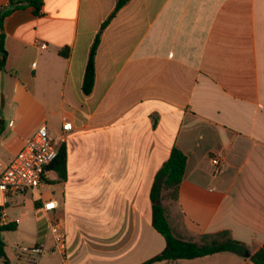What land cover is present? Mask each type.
I'll use <instances>...</instances> for the list:
<instances>
[{
  "label": "crops",
  "instance_id": "obj_1",
  "mask_svg": "<svg viewBox=\"0 0 264 264\" xmlns=\"http://www.w3.org/2000/svg\"><path fill=\"white\" fill-rule=\"evenodd\" d=\"M116 3L45 0L41 15L24 7L4 21L0 176L42 125L54 144L73 126L67 178L49 171L40 187L8 196L10 264L37 244L40 264H65L55 225L68 264L161 254L151 192L175 146L188 157L179 200L164 202L176 237L202 244L228 232L252 256L264 248V0H131L102 35L86 96L90 51ZM50 201L58 208L47 212ZM156 264L254 263L222 252Z\"/></svg>",
  "mask_w": 264,
  "mask_h": 264
},
{
  "label": "trees",
  "instance_id": "obj_2",
  "mask_svg": "<svg viewBox=\"0 0 264 264\" xmlns=\"http://www.w3.org/2000/svg\"><path fill=\"white\" fill-rule=\"evenodd\" d=\"M130 2L131 0H117L115 10L107 21L102 24L100 32L93 43L83 82V92L86 96H90L94 91L96 82V57L101 44L102 35L117 14ZM44 3L45 0H10L6 9L0 10V69L5 70L6 67L5 19L15 10L24 7H32L36 15H41ZM2 54L4 56H2ZM61 54L67 57L68 51L63 50ZM187 163V155L175 146L172 149L169 160L161 167L155 176L151 192L153 226L166 240V248L161 254L142 264H156L159 262L171 263L178 260L201 258L222 252H231L240 256H245V254L249 252L248 247L244 243L234 240L228 232H223L218 235H206L203 237L202 244L183 241L176 237L168 221L164 202H177L179 200L180 188L184 180ZM49 171L57 172L62 180L67 178L68 150L65 144L60 146L57 159L46 170V172ZM43 180L44 182L47 180L46 175H44ZM1 214L2 209L0 208V258L5 264H10L6 254V242L4 241L3 235L5 232L15 231L16 225H2ZM250 260L254 264H264V248L250 256Z\"/></svg>",
  "mask_w": 264,
  "mask_h": 264
},
{
  "label": "built area",
  "instance_id": "obj_3",
  "mask_svg": "<svg viewBox=\"0 0 264 264\" xmlns=\"http://www.w3.org/2000/svg\"><path fill=\"white\" fill-rule=\"evenodd\" d=\"M72 130L73 126L71 123L64 125V133L60 137L59 143L54 144L50 141L47 125H42L34 138L26 144L23 150L0 176L2 225L9 224L5 213V206L8 202L9 194L24 193L29 189L38 188L44 183L43 177L47 173V168L57 159L60 146L67 142ZM213 164L218 166L220 162L218 159H214ZM57 208L58 203L56 201H50L44 204V210L47 212L54 211ZM53 231L55 251L59 252L63 256L65 264H68L67 235L58 225L53 227ZM44 252L43 244L21 246L19 247L18 257L20 262L24 264H40Z\"/></svg>",
  "mask_w": 264,
  "mask_h": 264
},
{
  "label": "water",
  "instance_id": "obj_4",
  "mask_svg": "<svg viewBox=\"0 0 264 264\" xmlns=\"http://www.w3.org/2000/svg\"><path fill=\"white\" fill-rule=\"evenodd\" d=\"M2 56H4V55L2 54ZM245 257H246V258H249V257H250V253L247 252V253L245 254Z\"/></svg>",
  "mask_w": 264,
  "mask_h": 264
},
{
  "label": "rangeland",
  "instance_id": "obj_5",
  "mask_svg": "<svg viewBox=\"0 0 264 264\" xmlns=\"http://www.w3.org/2000/svg\"><path fill=\"white\" fill-rule=\"evenodd\" d=\"M11 232H13V231H11Z\"/></svg>",
  "mask_w": 264,
  "mask_h": 264
}]
</instances>
